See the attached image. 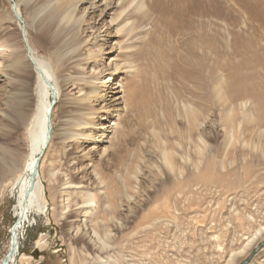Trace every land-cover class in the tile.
<instances>
[{
    "label": "rangeland",
    "instance_id": "rangeland-1",
    "mask_svg": "<svg viewBox=\"0 0 264 264\" xmlns=\"http://www.w3.org/2000/svg\"><path fill=\"white\" fill-rule=\"evenodd\" d=\"M78 1L56 21L65 37L48 47L66 69L61 74L53 64L61 89L52 107L55 135L41 161L46 209L30 213L15 264H264V140L247 121L256 109L250 102L242 110L238 105L246 102L234 104L232 114L242 128L235 129L229 149L225 111L216 104L219 80L234 68L250 73L256 65L253 54L264 47V0ZM44 2L0 0V68L10 76L0 72V128L8 132L0 139V162L12 164L6 180L0 178V264L18 221L8 184L26 161L36 107L35 93L25 107L26 94L10 82L18 88L19 65L32 61V52L47 53L33 40L39 18L43 28L52 23L40 7ZM71 13L73 21L83 18L80 25L65 21ZM73 35L76 50L66 46ZM201 41L218 77H207L208 88L192 75L193 83L184 81L179 71L191 48L205 50ZM234 46L241 47L238 54ZM205 89L215 91L214 105L205 101ZM90 91L102 100L81 101ZM192 109L202 113L198 126L188 122ZM20 110L26 118L7 128ZM63 127L66 141L58 138ZM50 160L64 176L59 185L47 182ZM68 181L73 185L66 192L61 185Z\"/></svg>",
    "mask_w": 264,
    "mask_h": 264
},
{
    "label": "bare ground",
    "instance_id": "bare-ground-1",
    "mask_svg": "<svg viewBox=\"0 0 264 264\" xmlns=\"http://www.w3.org/2000/svg\"><path fill=\"white\" fill-rule=\"evenodd\" d=\"M83 1H85V0H79L78 3L79 2L82 3ZM42 2H44V1L42 0ZM229 2L231 3L232 1L230 0ZM69 6H74L73 0H46V2H44L43 4L40 5L42 10H46L47 9L46 13L50 16V21H52V23L49 24L51 26L48 25V26H45L43 28L41 26V24H40V21H39L40 18H39L38 21L35 23L36 30H38V31H37V34L36 33L34 34L33 40L35 39L36 44L40 48L47 50V53L44 56H38L34 52H32L31 53L32 54L31 55L32 56V58H31L32 61H29V59H28L27 62H22L21 61L20 65H19V68L22 70V71L20 70L22 74H21V76L19 75L20 73L18 74V76H19V79H18V82H17L18 83V88L16 86H14L15 83L13 81L10 82L13 86L10 83L5 82V84H7V86L9 84V86H12L15 90L20 91L21 93H23L24 94L23 96H25V94H26V96L24 97L25 107L29 108L30 104L32 105V103L34 101V99H32V97H33V93H35V97H36V99H35L36 103L35 104H36V107L34 108L35 112H34L32 118L30 120V125H29L28 154H27L26 161H25L23 167L18 171V174L15 175V177L8 184V186L10 187L11 193L13 194V197L16 199V207H15V209H16V216H17V220L18 221H17L16 225L14 226V228L12 230V233H11L12 234V239L10 240L11 241L10 242V246H9V249H8L6 255L2 259L1 264H3V263H5V264H15V262L17 261V257L20 255V241H21L20 236H21V232H22L24 226L26 225V223L29 220L30 213L31 212H34V213L36 212V213L42 214L45 211V209H46L47 190H46V186L44 184V181L41 178V167H42L41 161L44 159L45 154L50 149L51 143L53 141V135H55L54 134L55 133V131H54L55 129H54V126H53L54 125L53 124V113H54V109L55 108L53 109L52 107H53V104L55 106V102L54 101H56V99L60 96V89H61L59 87V82L60 81L58 82L59 74H58L57 70L55 72L53 64H57L58 65V71L60 70L59 72L61 74H62V71H64V68H65L64 63L57 56L52 55V53L49 52L48 47H54L56 45V43L60 39L65 37V34L63 35L62 32L60 31L61 29H63L62 22L59 23L57 26H55V25H56V21L60 19L61 14L64 13L65 11H67ZM75 8L77 9V7H75ZM95 8H96L95 4H92L90 6V10H93L92 14L95 13V10H96ZM75 10H72V12L75 13ZM86 10H87V8H85V10L83 12V15L85 14ZM19 12H20V10L18 8L17 13H19ZM254 12H255V10H254ZM73 13L69 14V16L65 19L66 22L68 21V23H71L73 21V19H75ZM82 19H83L82 17L77 18L76 20L73 21V23L77 24V25H80V23L82 22L81 21ZM261 19L264 20V16H261ZM93 20H94V18H93ZM95 21H96V19H95ZM187 26H190V25H187ZM37 27H38V29H37ZM170 27H171V25H170ZM258 28H260V27H258ZM194 29H195V27H194ZM120 31L121 30H119L118 32H120ZM263 33H262V35H263ZM76 38H77V36L73 35V37L71 38V41H69V43H67L66 46L73 44V42L75 41ZM200 38H198L199 41L202 39V38L201 39ZM203 39H204V37H203ZM206 39H208V38H206ZM27 42H28V45L32 47L31 44L34 43V42H32V40H31L32 43H30V40L28 38H27ZM206 42H208V40ZM236 42H237V45L242 44V42L241 43H239L238 41H236ZM78 43H80V42H78ZM200 44H201L200 48L203 49V50L205 49L206 51L204 50L202 53H199L198 50L196 49L197 52L195 51V53H192V52H194L193 51L194 48L193 49L191 48V51L188 52L187 56L184 59L181 58V59H183V62L179 61L180 64H183L182 67L179 68V71L181 72V76L183 75V71H184V73H185L183 75V76H185L184 77V81L187 78H189L188 80H190L191 79L190 77H194V79L197 80L195 83L198 82V84H200L199 86L202 85V86H204V88H208V87H206L207 84H205V85L203 84V83H206L207 77H212L213 80H217V78H218L217 76L218 75L216 76L217 78L215 79L214 78L215 77V72H213V69H212L213 66H211L209 64L210 60H212V57H209L211 55L209 53H206L208 51L206 49L205 43H203V41H201ZM208 44L210 45V42H208ZM213 45H216V44H213ZM239 47L238 46H234V50L233 51H234L235 54L239 53V49H241V47L240 48ZM245 48L246 49L251 48V44L250 43L246 44ZM73 49H75V50L77 49V43L73 44ZM185 49H188V48H185ZM33 50H35V49L33 48ZM75 50H74V52H75ZM180 50H182V49H180ZM196 53H199V54H196ZM174 55H175V53H174ZM176 55H175L176 57L179 56L178 52H177ZM233 56H235V55H233ZM240 56H241V54H240ZM159 57L162 60V57L161 56H159ZM82 61L83 60H81V62ZM84 61H86V60H84ZM253 61H254V64L256 63V65L254 67H252V69H250L251 70L250 73H247V72L241 73L237 68H234L233 74L232 75L229 74V76L227 77V79L225 81L222 80V79L221 80L218 79L219 80V84H220V87L218 88L219 89V94H220V102H218L219 100L216 102V99L215 98L214 99H215L216 104L219 105V108L221 107L225 111L224 117L222 116L223 112L221 113L222 114L221 116H222V118H224V120L222 119L223 120L222 121L223 122V127H224L223 129H225V134L226 135L228 134V136H229V140H228L229 142L227 144L229 149H230V147L233 148V144L234 143L231 146V141L235 140L234 139L235 138V132H237L238 129L240 130L242 128V127H240V126H242L241 124L238 127L239 124L235 120V118L238 115L233 117V114H232L233 112H235V109H236V106L234 104H238L239 102H246L244 104L241 103L240 105H238V107L240 106L239 109H241V110H242V108L247 107L248 102H250L252 107L253 106L255 107L257 115L255 116L253 112H252L253 115H252V113H250V115L247 116V121L248 122H253V124H255L254 126H255L256 130L260 129V133L258 132L259 133L258 135H260V138L264 140V47L260 49V54H257V53L253 54ZM65 64H66V62H65ZM222 64H224V63H222ZM248 65L249 64H247L246 66H248ZM55 67H57V66H55ZM222 67H224V66H222ZM227 67H229V66H227ZM250 68H251V66H250ZM243 70H245V69H243ZM246 70H248V68ZM0 72H1V75H3L5 78L8 77V79H9L10 76L4 75L6 73L3 72V70L1 68H0ZM8 75H10V74H8ZM190 75H192V76H190ZM174 79H175V77H174ZM209 79L211 80V78H209ZM188 80H187V82H188ZM32 81H35V83H36V86H35L34 89H32V87L30 86V85L33 86ZM174 81H172V82H174ZM191 82L193 83V80ZM211 83H210V85H211ZM189 84L191 85V83H189ZM213 85H214V83H213ZM213 85H212V87H213ZM197 86L198 85H195V89L198 88ZM201 87H200V89H201ZM216 88H217V86H216ZM193 90H194V88H193ZM194 92H196V91H194ZM205 92H206V89H205ZM214 92L215 91L212 90L211 92H208V93L206 92L207 94L206 93L204 94L205 101L207 102V100H208L206 98H210L209 102H213L212 103L213 105H214L213 97L215 96ZM94 94H95V92L90 91L89 93L85 94V96L81 99V101L82 100L87 101V102H91L92 101L93 103H95V102H98V101L102 100L101 98L99 99L98 96L95 97ZM193 94H194L193 96H195V93H193ZM196 94H197V92H196ZM204 96H199V97L203 98ZM199 97H197V98L200 99ZM192 98L195 99L194 97H192ZM202 98H201V100H202ZM218 98L219 97L217 96V99ZM22 99H23V97H22ZM131 99L133 100L132 97H131ZM102 102H104V101H102ZM129 102H132V101H129ZM129 102H128V99H127L128 105H129ZM198 103H197V105L200 104V103L199 104ZM207 106L209 108L211 105L207 104ZM107 108L109 109L110 107L105 106L103 109H107ZM200 108H203V106H200ZM200 114H202V113H201V111L199 109H197V110L196 109H192V112L188 116V122L191 125H193V126H195V125L198 126V124H200V117H201ZM238 114H239V112H238ZM15 116H14V118H15ZM49 116H50V121L48 119ZM25 118H26L25 110L18 111L17 112L16 123L12 124V125H8L7 128L16 127L17 125H19L20 121L23 122V120ZM242 118H243V116H242ZM244 119H242V120L244 121ZM237 120H239V119H237ZM49 122H50V125H49ZM205 123H206V120H205ZM245 123H243V124H245ZM250 124H248V125H250V128H248V126L245 128L246 131H249V133L251 132L249 129H251V126L253 125L252 123H250ZM62 126H68V122L67 123L63 122ZM78 126H79V124H78ZM203 126H205V125H203ZM63 128H61V132L62 133L60 134V136H58L60 141H64V140L66 141V138H67L66 134H67L68 131H67L66 127H63ZM3 130H4L3 128H0V131H1L0 132V139L2 138V136H4L5 133H8L6 130H4V131ZM255 136H257V135H255ZM241 138H242V136H241ZM46 142H48V144H47V146H46V148L44 150V146H45ZM242 147H244V146H242ZM42 151H43V155H42V158H41V160H40V162L38 164V177L33 179L35 164H36L37 158L39 157V155H40V153ZM243 151H244V148H243ZM164 154H165L164 160L168 163V165H170V166L172 165L173 166V164L175 162L174 163L171 162V159H170V157L167 156L168 154H167V152L165 150H164ZM9 155L11 156V155H14V154L12 152H9ZM69 159L71 160V158H69ZM9 162L10 161H3V162L1 161L0 162L1 163V168H0V172H1L0 176L1 177L0 178H1L2 181L6 180L7 176L9 175V173L12 170V164L9 163ZM52 163H53L52 160H50L49 164L46 165L45 170H46L47 177H48L47 182H49V184L51 186H54L56 184L59 185L60 182H62V181L64 182L65 180H63L64 176L62 175V173H60V170L56 171L55 168H54V165ZM211 167H212V165H211ZM208 169H210V168H208ZM67 176H69L68 180H70L71 179L70 175H67ZM72 185H73V183L68 181L66 183H63L61 186L62 187L63 186H67L65 188L66 192H67V190L72 188ZM78 188H81V187H78ZM10 253H12V254L9 255ZM231 257H234V255L231 256ZM232 261H234V259H232Z\"/></svg>",
    "mask_w": 264,
    "mask_h": 264
},
{
    "label": "water",
    "instance_id": "water-1",
    "mask_svg": "<svg viewBox=\"0 0 264 264\" xmlns=\"http://www.w3.org/2000/svg\"><path fill=\"white\" fill-rule=\"evenodd\" d=\"M19 18V17H18ZM19 20L21 21V19L19 18ZM55 102V101H54ZM53 106H54V104H53ZM49 121H50V116H49ZM49 125H50V122H49ZM47 144H48V142H46V144H45V146H44V150H45V148H46V146H47ZM42 155H43V151L40 153V155H39V157L37 158V161H36V164H35V168H34V176H33V179H35V178H37L38 177V164H39V162H40V160H41V158H42ZM263 244H260L259 246H258V248L257 249H259L261 246H262ZM12 253H10L9 255H11ZM249 263V260H246V261H244L242 264H248ZM3 264H5V263H3Z\"/></svg>",
    "mask_w": 264,
    "mask_h": 264
}]
</instances>
